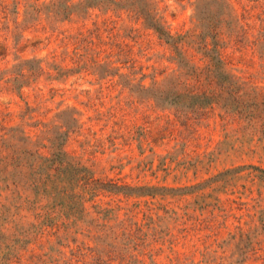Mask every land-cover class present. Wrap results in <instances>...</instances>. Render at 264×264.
<instances>
[{"label":"rangeland","instance_id":"obj_1","mask_svg":"<svg viewBox=\"0 0 264 264\" xmlns=\"http://www.w3.org/2000/svg\"><path fill=\"white\" fill-rule=\"evenodd\" d=\"M54 1L0 0V123L108 186L87 220L37 228L34 195L0 189V264H264V111L233 109L264 105V0H122L58 21ZM215 46L236 83L209 77Z\"/></svg>","mask_w":264,"mask_h":264},{"label":"trees","instance_id":"obj_2","mask_svg":"<svg viewBox=\"0 0 264 264\" xmlns=\"http://www.w3.org/2000/svg\"><path fill=\"white\" fill-rule=\"evenodd\" d=\"M121 4H123L122 0H84L77 4H70L66 0H58L54 1L50 5L51 7L47 5L48 7L44 8L50 10L54 14L51 15L58 21L60 18L67 19L72 16L76 8L85 11V9L88 10V8L99 5L103 9L109 10L119 8ZM136 6H140L137 4V0L131 2V7ZM143 9L149 25L166 42L178 46L179 40H183V36L171 34L163 24L151 17L147 7ZM205 51L206 55L210 57L209 77L223 84L236 83V77L225 68V62L217 47L206 48ZM177 59L181 65V76L184 72L185 74L191 73L199 76L197 67L192 65L190 57L184 51L177 50ZM181 76L179 77L180 82L177 84H181ZM157 91L162 93L165 90L160 89ZM174 93V95H178L177 97H181L189 92H184L180 87H176ZM212 94L213 96L220 95L218 92H212ZM189 95L190 98L191 96H200ZM249 106L252 108H248ZM233 109L239 115L249 111L251 116H255L260 109L264 111V105L260 102L240 103L233 106ZM34 145L30 136L25 134L22 127L6 126L0 123V189L15 186L20 191L29 190L34 195V204L44 210L37 213L38 216L43 218V221L40 224L31 225L35 228L42 227L44 223H54L55 220H59L56 217V212L60 217H67L71 226L77 225L82 220H87L85 219L88 215L86 203L92 200V197H95L98 191L105 189L108 182L95 178L92 169L60 147H57L50 155H45L34 148ZM253 167L258 171L257 177L264 180V169ZM112 187L116 191H132L143 188V186L134 188L117 184H113ZM147 189L150 190V188ZM44 199L48 201L47 204L41 206L37 204V202H42ZM99 211H104V208H99Z\"/></svg>","mask_w":264,"mask_h":264}]
</instances>
